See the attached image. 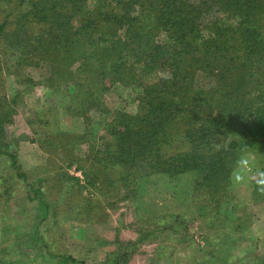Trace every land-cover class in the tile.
<instances>
[{
	"label": "trees",
	"instance_id": "1",
	"mask_svg": "<svg viewBox=\"0 0 264 264\" xmlns=\"http://www.w3.org/2000/svg\"><path fill=\"white\" fill-rule=\"evenodd\" d=\"M3 6L11 11L0 21V49L9 56L0 57L1 82L5 73L45 87L86 125L75 134L47 130L42 118L29 121L33 142L49 156L31 179L9 134L24 94L0 96V160L14 172L13 179L0 177L7 189L0 215L6 221L11 210L9 189L24 185L16 211L30 222L27 237L40 245L38 256L84 264L57 253L44 236V225L60 214L58 197L78 220L83 205L93 210L88 195L106 202L121 189L125 200H136L158 176H192L195 213L207 232L216 231L224 207L241 208L232 200L231 177L244 154L261 160L251 201L264 206V0H0ZM28 67H47L48 77L35 83L24 76ZM119 88L135 92L128 107L113 110L108 96ZM73 168L83 180L69 174ZM252 218L232 214L233 234L244 233ZM164 229L141 232L126 246L117 242L104 264L129 263L137 246ZM216 238L206 240L193 264H264V242L239 257L235 241Z\"/></svg>",
	"mask_w": 264,
	"mask_h": 264
},
{
	"label": "rangeland",
	"instance_id": "2",
	"mask_svg": "<svg viewBox=\"0 0 264 264\" xmlns=\"http://www.w3.org/2000/svg\"><path fill=\"white\" fill-rule=\"evenodd\" d=\"M18 3H15V7ZM9 8L0 7L1 22L5 20V15H9L11 11ZM0 57L1 60L9 59V56L2 55L1 49ZM24 76L35 83L43 82L48 77L47 67L25 68ZM1 79L0 96L6 92H9L10 96L15 90L24 94L23 103L14 116V123L9 127V134L18 142L17 154L23 171H26L31 179H35L42 173L49 156L33 142L34 137L28 122L42 118L50 122L47 130L75 134H83L86 125L81 119L65 113L63 104L65 101H62L58 94L45 90L43 86L33 89L31 84L22 85L5 73ZM198 82L200 86H206L208 83L200 77ZM133 92H135L133 89L122 88H119L118 92H112L108 96L109 107L113 110L121 109L130 102ZM231 125L234 129L236 123ZM257 158L258 156L252 154H244L241 157L231 177L232 200L240 204L241 208L229 210L224 207L223 215L213 221L214 227L218 228L216 231L207 232L206 223L196 215L193 201V196L196 199V194L192 189L194 178L188 175L173 180L160 176L153 177L158 180L152 179V182L149 181L144 185L145 189L142 188L136 200H125V193L121 189L120 195L112 192L106 202L97 199L96 196L89 197L85 194L91 200L89 208L93 207V210L89 212L87 205H83L78 220H75L73 206L63 207L58 197L60 214L55 218L51 217L44 225L42 228L44 236L57 253L67 254L84 264H104L109 254L118 251L117 242L125 246L132 244L140 237L141 232L158 228L165 229L137 246V252L127 264H193L194 259L199 260L200 251L206 250V240L215 237L218 238L216 240L224 239L226 244L235 241L238 245L239 257L251 255L255 251L256 244L264 242V206H255L251 201L258 169L262 166L261 160ZM68 172L71 176L83 180L82 174L75 168ZM0 177L8 179L14 177L13 170L3 160H0ZM5 189L4 185L0 184V192ZM9 190L13 193L9 202L11 210L9 212L6 210L8 215L6 221H3L0 215V264H54V261L46 257L44 251H40L42 256L37 255L40 245L30 243L27 237L30 222L26 216L18 214L21 213L19 212L21 209L16 211L17 206L20 208L23 206L25 186L17 183ZM28 206L30 207L29 204ZM68 213L70 217L67 216ZM232 214L240 215L244 220L249 214L253 217L249 222L250 227L238 236L233 234L236 223L231 219ZM128 249L132 250L133 245ZM160 255L163 257L158 262Z\"/></svg>",
	"mask_w": 264,
	"mask_h": 264
},
{
	"label": "built area",
	"instance_id": "3",
	"mask_svg": "<svg viewBox=\"0 0 264 264\" xmlns=\"http://www.w3.org/2000/svg\"><path fill=\"white\" fill-rule=\"evenodd\" d=\"M79 175H81V174H79Z\"/></svg>",
	"mask_w": 264,
	"mask_h": 264
}]
</instances>
